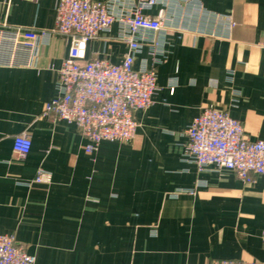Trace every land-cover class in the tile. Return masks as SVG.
I'll use <instances>...</instances> for the list:
<instances>
[{"label":"crops","instance_id":"obj_1","mask_svg":"<svg viewBox=\"0 0 264 264\" xmlns=\"http://www.w3.org/2000/svg\"><path fill=\"white\" fill-rule=\"evenodd\" d=\"M157 1L143 13L162 14L167 27L138 34L134 68L158 60V90L127 143L90 154L76 124L43 115L59 95L63 37L41 39L33 66H0V234L36 264L264 263V176L247 184L230 170L199 171L185 155L186 130L205 107L264 141V0ZM57 2L0 0V26L49 30ZM120 32L116 22L90 41L88 58L120 64ZM24 133L32 149L21 158L13 142ZM40 171L51 181L35 183Z\"/></svg>","mask_w":264,"mask_h":264},{"label":"built area","instance_id":"obj_2","mask_svg":"<svg viewBox=\"0 0 264 264\" xmlns=\"http://www.w3.org/2000/svg\"><path fill=\"white\" fill-rule=\"evenodd\" d=\"M157 2L148 0L130 7L127 0H58L55 25L49 30L0 26V66H33L41 39L63 37L69 43V51L57 70L59 95L46 104L43 115L76 124L87 140V153H94L102 142L127 143L138 128L135 113L150 108L158 90V60L150 67L134 68L136 54L141 49L138 34L160 33L167 27L162 14L151 17L143 13ZM116 22L120 24V38L128 45L122 62L89 59V42L111 32ZM21 53H26L25 60ZM186 135L189 144L185 155L199 171L211 166L230 170L247 184L253 183L257 176H264V141L249 139L242 122L229 113L205 107ZM31 149L29 135L24 133L14 138L13 151L21 158ZM50 181V175L44 171L38 172L34 180L35 183ZM0 264H36V258L17 243L15 236L0 234ZM210 264L264 263L222 259Z\"/></svg>","mask_w":264,"mask_h":264}]
</instances>
